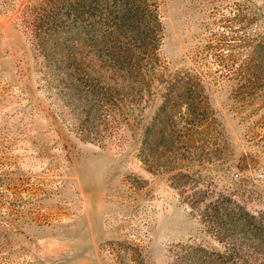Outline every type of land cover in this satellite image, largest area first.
<instances>
[{
  "label": "rangeland",
  "instance_id": "rangeland-1",
  "mask_svg": "<svg viewBox=\"0 0 264 264\" xmlns=\"http://www.w3.org/2000/svg\"><path fill=\"white\" fill-rule=\"evenodd\" d=\"M0 264H264V0H0Z\"/></svg>",
  "mask_w": 264,
  "mask_h": 264
}]
</instances>
